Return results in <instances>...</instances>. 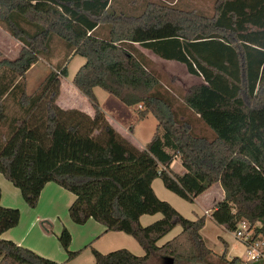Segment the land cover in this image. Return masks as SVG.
Returning <instances> with one entry per match:
<instances>
[{
	"label": "trees",
	"instance_id": "trees-1",
	"mask_svg": "<svg viewBox=\"0 0 264 264\" xmlns=\"http://www.w3.org/2000/svg\"><path fill=\"white\" fill-rule=\"evenodd\" d=\"M178 1L0 0V26L22 44L14 61L0 52V118L7 127L0 174L32 209L44 187L57 183L76 197L69 208L75 224L93 219L106 232L131 236L145 251L93 249L94 264H264L228 261L226 251L216 255L201 235L207 217L185 218L152 186L161 179L167 190L194 203L219 183L224 199L212 210L215 224L236 233L246 222L254 230L250 243L264 238V0H216L213 15L180 8ZM135 45L183 64L200 83L179 105ZM74 56L85 64L73 85L94 116L57 103ZM42 60L51 70L29 95L27 73ZM95 88L127 107L140 106L141 121L156 118L145 149L110 124ZM177 157L184 175L171 168ZM1 198L0 188V264H60L2 238L19 225L21 212L3 207ZM158 214V221L141 224V217ZM176 227L181 233L160 246ZM58 240L67 261L74 259L67 228Z\"/></svg>",
	"mask_w": 264,
	"mask_h": 264
},
{
	"label": "crops",
	"instance_id": "crops-1",
	"mask_svg": "<svg viewBox=\"0 0 264 264\" xmlns=\"http://www.w3.org/2000/svg\"><path fill=\"white\" fill-rule=\"evenodd\" d=\"M0 32L5 33L7 37H11V35L2 26H0ZM11 38L14 39L13 37ZM15 41L16 43L12 41V46L15 53L10 54V52L0 50V52L7 60H16L22 49V44L17 40ZM135 46L139 49L141 54L146 57L150 69L154 71L151 52L143 49L139 45ZM164 62L170 63V61ZM39 65L40 62L35 64L27 74L29 75V73L33 69L38 68ZM156 74L158 75V73ZM62 79L61 93L57 101L58 105L64 110L78 109L90 116H94L95 110L93 109L92 105V108L90 107L89 109L85 110L81 108H67L60 103L62 95ZM100 89L101 88H95L94 92L99 101V105L106 114V117L110 124L135 147L140 150L145 149L147 144L154 136L157 127L153 133H149L147 135L142 134V132L139 131V128L147 119L150 118V115L145 120L141 121L139 120L137 114V121L131 126L114 120L108 115V113L103 109L101 105V98L106 100L107 96L102 93ZM80 95L77 94V96ZM139 108L140 106L131 109H133L137 113V110ZM6 132L7 127L0 118V142L5 137ZM171 168L176 174L184 175L186 173L180 157H177L174 160ZM152 186L158 196L161 195L164 196L162 197V199H167L169 194L167 193V189L165 188L161 179H156L153 182ZM0 188L2 190L1 205L5 208L18 209L21 212L19 225L5 232L2 235V238L8 241H13L21 247L30 249L41 257L47 258L60 264H94L95 257L92 252L93 249L99 251L102 254H108L115 250L126 248L137 256L145 255V251L141 247V245L136 240H134V238L126 235L125 233L106 232V227L93 219H90L85 225L75 224L70 218L69 208L75 201L76 197L71 192L65 190L55 182L48 183L44 187L39 199V203L34 209L28 207L22 197L20 190L15 188L8 180H6L2 174H0ZM223 199V188L219 183H217L195 200L193 206L196 207V209L192 210V220H196L198 217H207L206 224L201 231V235L205 240L207 247L211 249L216 255L221 256L226 251V258L228 261H231L235 257L241 258L244 262L251 261L250 257L245 258L246 256L237 255L235 253V250L238 246L236 240L229 239L227 235H229L230 232L226 231L222 227L217 226L211 218L214 206L217 203L221 202ZM199 201H201V204H198ZM157 216L158 215H145L141 217L140 222L143 226H149L153 222H156L155 220H159ZM64 228H67L72 235L70 251L73 253H77V256H75V258L71 261H67L68 254L63 249L58 240V236L61 234ZM169 235L171 234L169 233L164 239H162L159 242V245H162V241L164 240L170 241L174 237H176H170ZM158 261L159 258H155L153 260L154 263Z\"/></svg>",
	"mask_w": 264,
	"mask_h": 264
},
{
	"label": "rangeland",
	"instance_id": "rangeland-1",
	"mask_svg": "<svg viewBox=\"0 0 264 264\" xmlns=\"http://www.w3.org/2000/svg\"><path fill=\"white\" fill-rule=\"evenodd\" d=\"M154 1L163 2L165 4L168 2L167 4L171 5L173 4V2H176L178 0H154ZM215 1L216 0H179L177 6L180 8H184V9H197L205 14L213 15ZM12 41L16 43L14 39H12L11 37H7L5 33L0 32V50L10 52V54L15 53V51L13 50ZM59 45H60L59 42H57L54 48L55 53L57 52ZM151 57L153 59L152 61L153 69L155 73H158V76L160 77V80L162 81L164 88L171 95L176 97V99L178 100V104L180 105V103L182 102V97L188 91V89L191 86L200 83L201 79L188 74L187 69L183 64H180L177 62H171V61L170 63H166L164 62L165 60L162 61V59H158L152 53H151ZM3 58H5L4 55H3ZM84 64H85V59L80 56L72 57L71 60L68 62V65H67L68 77L62 79V95H61V101H60V103L67 108H81V109L87 110L91 107V104L88 102L86 97H84V95H82L73 85V79L76 73L78 72L80 67ZM39 66L38 68L33 69L29 73V75L27 74L26 76L27 93L29 95L33 94L39 89V87L45 81L48 73L51 70L49 63L47 61H44V60L40 61ZM100 91L107 96L106 100L101 98L100 102H101L103 109L108 113L110 117H112L116 121H119L120 123H124L125 125H129V126L133 125L137 121V113L133 109L126 107L118 99L109 95L104 90L100 89ZM77 94L78 95L81 94V95L77 96ZM12 105L13 103L12 101H10L8 103V106H9V111L11 113H13L15 110V108ZM157 124H158V121L156 120V118L150 115V118L147 119L140 126L139 131H141L142 134H146V135L149 133H153L157 127ZM167 193L169 194L167 199H162V197L164 196H161V195L158 196L157 194L156 195L162 201H165L171 204L177 211L179 212L181 211L180 213L185 218L192 220L193 219L192 214H191L192 210L196 209V207L193 206V203H189L181 199L179 196L175 195L169 190H167ZM198 204H201V201H199ZM157 217L158 219H161L162 215L158 214ZM257 225L260 226L261 224H257ZM180 232H181V227H176L173 230V232L170 233L171 235L169 236L170 237L177 236ZM227 237L231 240H236V243L238 244V246H237V249L235 250V253L237 255H244L246 256L245 258L249 257L248 248L240 240L236 238L235 233L234 234L229 233ZM167 241L168 240H164L162 241V243L164 244ZM121 249H126V248H121ZM262 250L264 253V247L262 248ZM213 260H214V264H218L216 259H213Z\"/></svg>",
	"mask_w": 264,
	"mask_h": 264
},
{
	"label": "built area",
	"instance_id": "built-area-1",
	"mask_svg": "<svg viewBox=\"0 0 264 264\" xmlns=\"http://www.w3.org/2000/svg\"><path fill=\"white\" fill-rule=\"evenodd\" d=\"M238 240L244 243H250L254 237V230H250L249 225L246 222L240 224V229L235 233ZM264 247V239L261 236L260 239L250 243L248 248V253L250 260H258L264 258V253L262 248Z\"/></svg>",
	"mask_w": 264,
	"mask_h": 264
},
{
	"label": "water",
	"instance_id": "water-1",
	"mask_svg": "<svg viewBox=\"0 0 264 264\" xmlns=\"http://www.w3.org/2000/svg\"><path fill=\"white\" fill-rule=\"evenodd\" d=\"M169 264H173V259H169Z\"/></svg>",
	"mask_w": 264,
	"mask_h": 264
}]
</instances>
